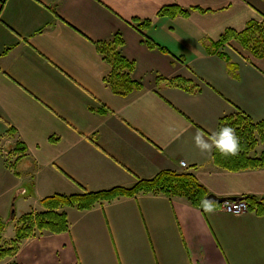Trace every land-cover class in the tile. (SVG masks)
Instances as JSON below:
<instances>
[{"label": "crops", "instance_id": "0c3cea01", "mask_svg": "<svg viewBox=\"0 0 264 264\" xmlns=\"http://www.w3.org/2000/svg\"><path fill=\"white\" fill-rule=\"evenodd\" d=\"M167 5L188 15L159 18ZM263 12L264 0H0V138L26 147L11 168L0 157L3 238L13 239L17 219L42 210L44 197L131 187L161 170L191 171L217 197L264 196V168L231 172L212 160L221 117L237 107L264 119V57L223 45L232 74L207 52L225 29L241 31ZM135 17L152 22L144 33L170 54L147 48ZM116 33L142 84L127 97L104 84L110 66L94 44ZM176 76L199 90L169 85ZM64 211L69 231L27 238L0 264H264V215L254 211L151 194Z\"/></svg>", "mask_w": 264, "mask_h": 264}, {"label": "trees", "instance_id": "16d2710c", "mask_svg": "<svg viewBox=\"0 0 264 264\" xmlns=\"http://www.w3.org/2000/svg\"><path fill=\"white\" fill-rule=\"evenodd\" d=\"M192 9L199 10L197 8ZM178 15L187 16L188 10L177 5H167L161 7L157 12L159 18H174ZM130 24L143 35V42L147 48L170 54V51L165 46L160 45L144 33V30L149 29L152 25L149 19L135 17L131 19ZM231 41H236L252 57L263 58L264 12L262 13V21H249L241 31L227 28L216 41H212L207 47L208 53L217 52L225 59L228 63L229 71L234 74L236 66L230 62L229 57L225 53L219 51L223 45ZM94 44L102 60L110 66V72L103 78V82L115 95L127 97L142 88V84L132 76L135 62L127 59L120 51L123 45V39L120 34L116 33L111 39L95 42ZM160 80L164 79L157 76L156 81ZM166 81L169 85L183 88L188 92L199 90L198 85H194L190 80L179 76ZM97 112L107 114L109 109L101 106ZM226 128L232 129L233 134L238 138V150L236 154L225 152L217 147V139H215L212 152L214 165L231 172L264 168V119L255 122L250 116L236 107L233 113L219 119L217 126V137L219 139L222 131ZM8 132L14 134L15 130L10 127ZM259 145H262L263 148L260 153H257L256 149ZM13 151L18 154L14 160L16 161L25 154L26 147L23 143L17 142ZM139 194L183 198L191 206L201 210L218 208L221 205L220 203H210L206 200V196L209 194L208 190L191 171L161 170L151 178L137 179L131 187L117 186L99 191H87L82 188L76 194H52L40 199L39 204L42 210L24 213L17 219L15 237L11 240L6 241L3 238L2 235L7 221L0 219V261L14 257L20 243L27 238L45 233L59 234L69 231L70 225L64 211L67 207L85 211L103 202H110L121 197H135ZM241 200H245L248 203V210L254 211L259 216L264 215V196H246L242 197ZM14 218L15 215L12 214L9 220L12 221ZM10 264L16 263L12 262Z\"/></svg>", "mask_w": 264, "mask_h": 264}, {"label": "clouds", "instance_id": "9594fccd", "mask_svg": "<svg viewBox=\"0 0 264 264\" xmlns=\"http://www.w3.org/2000/svg\"><path fill=\"white\" fill-rule=\"evenodd\" d=\"M197 142L204 148L209 147V145L203 143L199 137H197ZM216 144L219 149L232 154H236L238 150V138L235 137L233 130L230 128H226L222 131L220 139L216 141Z\"/></svg>", "mask_w": 264, "mask_h": 264}, {"label": "built area", "instance_id": "2783aa9c", "mask_svg": "<svg viewBox=\"0 0 264 264\" xmlns=\"http://www.w3.org/2000/svg\"><path fill=\"white\" fill-rule=\"evenodd\" d=\"M180 166L186 167L187 165L184 161H181ZM220 208L225 212L238 215L248 211V203L245 200H227L221 203Z\"/></svg>", "mask_w": 264, "mask_h": 264}, {"label": "rangeland", "instance_id": "374dc122", "mask_svg": "<svg viewBox=\"0 0 264 264\" xmlns=\"http://www.w3.org/2000/svg\"><path fill=\"white\" fill-rule=\"evenodd\" d=\"M262 21V18L261 20ZM11 137L10 133L7 135V137ZM0 157H3L4 159V163L6 164L7 167L11 168V166L14 164V160L16 158V156H18V154H16V152L13 151V147H15L14 145H12L13 143H6V141H3L2 138H0ZM4 150V152L2 151ZM22 201V200H20ZM18 211L20 212L21 208L20 205L18 204ZM16 227H17V222H16Z\"/></svg>", "mask_w": 264, "mask_h": 264}, {"label": "water", "instance_id": "95a60500", "mask_svg": "<svg viewBox=\"0 0 264 264\" xmlns=\"http://www.w3.org/2000/svg\"><path fill=\"white\" fill-rule=\"evenodd\" d=\"M206 200L208 202H210V203H222L225 200H232V201H234V200H236V198H234V197H228V198H225V197H217V196H215L213 194H208L206 196ZM12 214H14V209L11 210V215Z\"/></svg>", "mask_w": 264, "mask_h": 264}]
</instances>
